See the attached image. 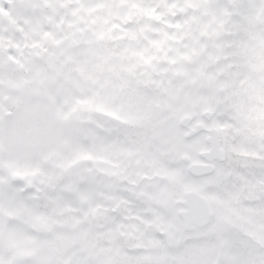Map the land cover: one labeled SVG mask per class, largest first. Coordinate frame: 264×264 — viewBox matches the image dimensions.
<instances>
[{
	"label": "snow or ice",
	"instance_id": "6c2138e0",
	"mask_svg": "<svg viewBox=\"0 0 264 264\" xmlns=\"http://www.w3.org/2000/svg\"><path fill=\"white\" fill-rule=\"evenodd\" d=\"M241 2L248 0H0V143L60 161L40 167L39 182H5L0 172V264H17L6 249L21 246L37 254L27 264H115L96 247L107 240L115 248L126 228L151 225L161 211L143 199L161 186L146 172L143 184L134 178L141 165L175 180L179 156L203 145L222 151L252 129L235 16ZM252 95L264 100V91ZM100 103L118 105L143 129L131 142L104 145L127 154L118 169L94 167L95 145L74 119ZM202 164L223 185V172ZM241 179L264 185V174ZM190 210L213 211L195 203ZM193 264L207 261L194 256ZM241 264H264V254Z\"/></svg>",
	"mask_w": 264,
	"mask_h": 264
},
{
	"label": "clouds",
	"instance_id": "9594fccd",
	"mask_svg": "<svg viewBox=\"0 0 264 264\" xmlns=\"http://www.w3.org/2000/svg\"><path fill=\"white\" fill-rule=\"evenodd\" d=\"M235 16L237 39L243 53L241 70L248 89L244 99L252 129L231 137L222 151L203 145L200 150L179 156L175 163L179 165L180 177L175 180L162 170L141 165L134 178L143 184L146 172L148 183L161 186L150 197L143 198L160 208V214L153 216L151 225L126 228L115 248L107 240L97 246L95 253L103 261L193 264L194 256H203L207 264H241L253 251L264 254V185L245 187L241 179V174L255 177L264 174V128L259 126V121L264 120V100L252 95L256 90L264 91V0L241 2ZM111 112L117 115H109ZM74 119L88 130L85 140L95 145L96 158L92 163L97 169L124 167L127 154L108 151L104 145L131 142L143 131L131 116L111 103L82 108ZM26 160H36L37 167L33 170L25 167ZM205 160L223 172V185L207 179L214 173L203 166ZM59 164L49 154L12 152L7 140L0 143V172L4 173L5 182H39L44 176L39 172L40 167L58 168ZM132 167L136 169L135 165ZM194 203L213 211L207 217L197 216L190 210ZM9 250L17 264H27L37 255L27 246L6 249Z\"/></svg>",
	"mask_w": 264,
	"mask_h": 264
}]
</instances>
